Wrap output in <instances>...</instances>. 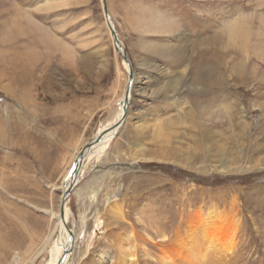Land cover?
Instances as JSON below:
<instances>
[{
  "label": "rangeland",
  "instance_id": "374dc122",
  "mask_svg": "<svg viewBox=\"0 0 264 264\" xmlns=\"http://www.w3.org/2000/svg\"><path fill=\"white\" fill-rule=\"evenodd\" d=\"M102 6L0 0V264L45 243L32 264L49 263L72 161L123 116L128 72ZM106 7L133 82L67 201L70 264H165L212 207L238 221L229 264H264V0Z\"/></svg>",
  "mask_w": 264,
  "mask_h": 264
},
{
  "label": "bare ground",
  "instance_id": "6f19581e",
  "mask_svg": "<svg viewBox=\"0 0 264 264\" xmlns=\"http://www.w3.org/2000/svg\"><path fill=\"white\" fill-rule=\"evenodd\" d=\"M203 42L207 44L209 40L206 38ZM119 49L123 52L121 44ZM116 51L118 53V50ZM125 68H127V72H129L130 69L126 64ZM125 102L126 99H123L119 111L120 116L124 113L123 109L125 107ZM119 121L121 120L118 119L102 136L100 135L93 140V142L86 147L84 150L85 152H80V154L72 161V170L68 179L64 182L61 199H63L65 196L64 193L71 185H76L78 177L81 174V165L87 163L92 155L103 152L110 139L118 133L124 123V120L122 124H119ZM70 196L71 195L66 199L63 220L60 218V207L56 212L57 221L53 228L52 235H54V233H57L58 235L52 241L50 248L51 260L48 261V264H70L71 262L70 247L76 239L74 238V234L71 233L66 226L67 221L72 216L70 210L67 208V201ZM237 222V219L234 221H227L224 214L221 211L219 212L215 207L210 208V210H207L206 212L203 211V213L200 210L197 219H191L189 224L185 226L181 236L176 242V248L171 252V255L164 254L163 262L165 264H229L235 246ZM45 246L46 243L30 258L29 264H32L37 259V257L43 252ZM132 262L131 256L120 255L116 264H133Z\"/></svg>",
  "mask_w": 264,
  "mask_h": 264
},
{
  "label": "water",
  "instance_id": "95a60500",
  "mask_svg": "<svg viewBox=\"0 0 264 264\" xmlns=\"http://www.w3.org/2000/svg\"><path fill=\"white\" fill-rule=\"evenodd\" d=\"M102 9H103V16H104V19H105V22H106V25H108L109 27V30H110V34H111V38H112V43H113V46L116 48V50H118V53L119 55L121 56L122 60L124 61V63L129 67V72H128V94H127V105L126 107L124 108V113H123V116H122V119L120 121L119 124H122L125 116H126V113H127V109H128V106H129V100H128V97H129V90L131 88V85H132V82H133V77H132V67H131V64H130V61L128 60L127 56H126V53L125 51L123 50V47L121 46L123 52H121V50L119 49L120 48V43L118 41V38L116 36V33H115V30L113 28V26L111 25V22L109 21V16H108V11H107V7H106V0H103V6H102ZM105 132V131H104ZM80 157V156H79ZM80 159V158H79ZM77 174H78V171H77ZM76 185H71L69 189L66 190V192L64 193V197L63 199H61V202H60V218L63 220V217H64V208L66 206V199L69 195H71L72 193V189L75 188Z\"/></svg>",
  "mask_w": 264,
  "mask_h": 264
},
{
  "label": "crops",
  "instance_id": "0c3cea01",
  "mask_svg": "<svg viewBox=\"0 0 264 264\" xmlns=\"http://www.w3.org/2000/svg\"><path fill=\"white\" fill-rule=\"evenodd\" d=\"M44 249H45V248H43V250H44ZM38 251H39V250H38ZM38 251H37V252H38ZM37 252H36V253H37Z\"/></svg>",
  "mask_w": 264,
  "mask_h": 264
}]
</instances>
